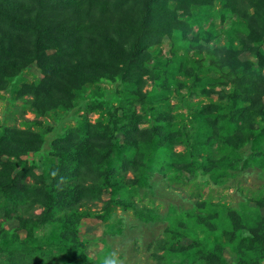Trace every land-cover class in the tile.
Here are the masks:
<instances>
[{"label": "rangeland", "instance_id": "1", "mask_svg": "<svg viewBox=\"0 0 264 264\" xmlns=\"http://www.w3.org/2000/svg\"><path fill=\"white\" fill-rule=\"evenodd\" d=\"M82 1L87 6L83 15L74 8H62L53 16L44 15V26L63 24L60 31H50L61 33L57 38L62 39L72 32L65 27L81 25L86 33L82 49L91 57L96 50L93 35L106 37L113 25L108 18L113 23L118 19V13L105 7L116 6L119 0H104L94 9L98 20L88 18L95 0ZM6 2L0 0V13L6 12ZM227 2L235 0H201L189 13L181 11L190 28L163 32L132 70L123 69L129 60L128 48L114 47L118 50L108 69H88L79 74L85 79L58 83L38 99L32 91L45 72L32 58L33 38L22 43L12 68L0 56V133L17 127L42 141L39 146L10 147L11 155H0V168L1 162L9 164L15 175L25 165L32 166L39 185H44L39 176L45 175L51 189L50 170L63 153L80 157L84 152V184L102 187L99 198L85 199L72 208V217L65 213L42 224L37 216L44 208L36 203L0 215V264H13L15 259L20 264H104L112 254L119 264H206L213 252L234 263L238 257L249 256L251 241L264 254L262 241L256 240L264 234L259 224L264 222V163L243 167L242 162L249 150L245 141L261 131V119L243 123L245 136L240 140L234 134L222 138L221 145L217 138L210 154L191 152L183 140L190 136L198 143L200 129L204 125L212 129L213 122L218 131L236 133L230 117L215 119L231 105L235 73H241L244 64H259V56L250 49L264 48V37L253 28L254 22ZM246 4L250 2L242 3L240 9H246ZM14 9L24 12L23 6ZM100 18L105 29L95 30ZM56 47L47 48V54ZM203 87L209 92L203 94ZM163 117L171 125L172 136L178 130L186 133L170 146H158L149 132ZM132 118L139 120L137 126L145 134L126 135L120 130V124ZM88 124L111 126L116 141L90 143L85 139ZM66 139L71 142L64 143ZM132 161L137 170L121 168ZM177 161L194 169L178 168ZM103 163L112 167L111 178L102 171ZM144 165H150L151 171L146 172ZM178 173L187 180L171 184V177ZM36 179L27 178V183L34 185ZM76 184L71 182V187ZM198 185L202 186L199 193ZM77 216V234L65 238L62 219Z\"/></svg>", "mask_w": 264, "mask_h": 264}, {"label": "trees", "instance_id": "2", "mask_svg": "<svg viewBox=\"0 0 264 264\" xmlns=\"http://www.w3.org/2000/svg\"><path fill=\"white\" fill-rule=\"evenodd\" d=\"M201 0H119L117 5L109 4L105 7L109 11H115L118 13V19L113 23L109 18L108 20L113 24L109 29L110 34H106L103 37L101 34L93 35L95 38V52L91 57H88L90 53L83 51L82 46H85L86 38L84 30L81 25H75L74 28L70 27L65 29H71V33L65 35L62 39L57 36H61V33H54L60 31L61 25L57 27L44 26V15L53 13L62 8H74L75 12L83 15L86 7V1L71 0V2L61 3V0H7L6 12L0 13V56L2 63L7 62L11 64L16 59L17 55L21 53V46L25 39L33 38L32 46L33 50L31 55L34 60H37L45 72V78L35 86L33 94L36 99L38 97L47 96V93L52 90L56 84L61 86L68 85L70 81L77 82L79 79L83 80L85 77L79 75L88 69L106 70L110 65V58L115 59L116 51L114 47L126 46L128 48L127 57L129 60L125 63L123 68L126 71L133 69V66L140 61V57L144 51L154 43H157L161 38L162 33L166 31H172L174 29H181L186 31L189 27L187 20L180 17L179 13H189L192 6H197ZM250 2V5L246 4L244 10L240 9L242 3ZM171 2L174 5H171ZM104 4V0H95L93 8L91 9L92 17L94 20H98L94 9H98L100 4ZM229 6L235 7V12H239L240 16L245 19H249L254 22L253 28L260 32L264 37V0H235L234 3L227 2ZM23 6L24 12L15 11V7ZM96 6V8H95ZM252 9V10H250ZM240 10V11H239ZM112 13V12H111ZM102 14V12H101ZM110 14L109 12L107 13ZM101 22L94 25L95 30H101L103 28V19ZM105 27L102 29L104 30ZM3 34V35H1ZM57 44L58 47L53 54H47V48ZM105 44L107 47H103ZM255 48V47H253ZM253 54L259 56V64H244L241 73H235V90L229 95L230 107L223 113L221 117H217L215 120L229 118V123H232L236 133L230 131L228 134L226 131H218L215 127L216 123L213 122L212 129L210 127H202L200 134L202 140L195 143L190 136H185V130H178L171 135L170 123L167 118L163 117L162 123H155L149 128V132L152 135L154 142L158 146H170L178 136H185L184 143L191 152L198 150L200 154H210L212 151L213 142L220 138L219 142L223 144L222 138L236 136L238 140L240 137L245 136L243 130V123L255 124L256 119L259 117L263 123L261 131L252 135L251 137L243 138L248 144V152L243 157V167L251 164L252 162L264 163V149H259V146L264 148V102L261 98L264 95V48L259 47L255 50L250 49ZM95 54V55H94ZM94 55V56H93ZM235 58V56H234ZM77 61V63H76ZM116 68H119V64L113 62ZM247 65V66H246ZM101 68V69H100ZM31 86V85H30ZM203 94L209 92L206 87L202 88ZM239 105H235L237 102ZM205 115V114H204ZM202 115V118H204ZM163 116L159 114V117ZM214 120V121H215ZM138 119H131L130 121L120 124V130L123 133L145 132L137 126ZM210 124V122H209ZM88 131H86L85 139L91 140L90 143L107 142V140L116 141L114 130L111 126H96L88 124ZM94 127V135H90V129ZM205 137V138H204ZM42 141L35 139L29 132H26L20 128H5L0 133V155L7 153L11 155L12 150L9 149L17 144L24 147L32 145L39 146ZM61 142V140L59 141ZM70 143L68 139L64 143ZM263 144V145H258ZM239 146V145H238ZM79 157L73 156L69 153H63L60 162L51 167V179L53 180L51 189L48 188V184L45 181L46 176H39L43 184L40 186V182L36 179L35 172L32 166L25 165L20 172L14 173V168L9 164L1 162L0 168V215H6L10 212H14L16 209L23 208L24 206H31L33 203L41 205L44 209L37 217L42 219V224L56 219L58 216L67 214L70 216L71 209L79 205L83 200H90L92 198H99L102 192L101 185L84 184L87 174L84 172V168L87 167L84 152ZM208 162L207 160L201 162L202 165ZM197 163L199 161L197 160ZM200 163V164H201ZM133 161L125 162L121 165L123 170L133 168L137 170ZM176 167L188 168L191 170L194 167L189 163L186 164L183 161H177L174 163ZM206 164V163H205ZM102 171L105 173L106 178H111L112 167L102 164ZM150 165H144L145 171H151ZM93 171V170H91ZM75 176V177H73ZM37 177V178H39ZM27 178H35L37 182L34 185L27 183ZM172 183H183L187 180L182 174L178 173L171 177ZM71 182H76V186L72 188ZM82 182V183H81ZM108 188L109 186L106 185ZM196 191L201 192L202 186L198 185ZM120 205H124L119 202ZM125 206V205H124ZM67 216V219H68ZM73 215H71L72 217ZM62 219L63 236H74L77 234L76 223L78 216L69 220ZM261 230L264 228V222L259 223ZM72 238V237H69ZM257 241H262L264 246V234L256 237ZM254 242L251 241V247L248 252H251L248 257H238L237 262L227 263L221 254L213 252L211 256L206 260V264H264V254L259 248L254 246ZM49 246V245H48ZM42 247V246H41ZM44 249V248H43ZM252 252L254 255H252ZM257 252V255H256ZM216 256L217 259H211L212 256ZM256 255V256H255ZM255 256V257H254ZM13 264H20L19 259H15Z\"/></svg>", "mask_w": 264, "mask_h": 264}, {"label": "clouds", "instance_id": "3", "mask_svg": "<svg viewBox=\"0 0 264 264\" xmlns=\"http://www.w3.org/2000/svg\"><path fill=\"white\" fill-rule=\"evenodd\" d=\"M104 264H119L118 258L115 256V254H112L105 259Z\"/></svg>", "mask_w": 264, "mask_h": 264}]
</instances>
